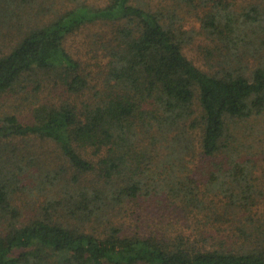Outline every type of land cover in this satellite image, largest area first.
<instances>
[{"label": "trees", "instance_id": "16d2710c", "mask_svg": "<svg viewBox=\"0 0 264 264\" xmlns=\"http://www.w3.org/2000/svg\"><path fill=\"white\" fill-rule=\"evenodd\" d=\"M73 1L38 23L39 0H0V95L40 73L89 95L0 118V264H264V145L233 133L264 118V0ZM90 25L110 26L100 85L66 47ZM193 44L203 67L185 54ZM42 191L56 196L26 218L19 198ZM144 198L203 229L106 220Z\"/></svg>", "mask_w": 264, "mask_h": 264}, {"label": "rangeland", "instance_id": "374dc122", "mask_svg": "<svg viewBox=\"0 0 264 264\" xmlns=\"http://www.w3.org/2000/svg\"><path fill=\"white\" fill-rule=\"evenodd\" d=\"M83 1L96 7L106 5L109 2V0ZM157 1L158 0H149L153 6L157 4ZM45 3H47L48 6L52 5V7L44 8ZM74 5L75 2L73 0H39V7L35 8L38 12L36 21L38 23H46ZM186 24L188 29H198L199 26L196 19L193 17L188 18ZM109 31L110 26L90 25L76 32L66 42L67 49L75 58L81 61L83 69L91 72L92 85H100L105 72L104 66L107 59L103 55L101 42L108 40ZM185 54L197 65L201 67L204 66L197 45L193 44L186 48ZM87 98H89V95L82 99L81 96L68 94L65 88L60 86L54 78L45 76L42 73L34 76L27 74L25 79L13 90L0 95V118L10 113L18 115L19 119L22 121L29 122L33 110L38 106H59L63 103L79 106L85 101L84 99ZM254 125L260 127V131H251ZM261 131H264V118L261 117L260 119L254 117L250 120L239 122L235 124L233 129L238 143L248 145L253 144L254 141H258L257 144L263 146L264 132ZM47 146L48 148L51 147L49 145ZM19 147V151L22 153V144H20ZM38 148L42 153L47 151V154L44 156L46 158L49 150L41 145H38ZM48 162L50 164H56V157L52 160L48 159ZM197 162L200 164L202 161L198 160ZM42 193L43 195L37 200L31 199V196L27 194L19 198L18 205L24 208L26 218L34 216L42 211V207L46 204L47 200L53 199V197L56 196L55 193L53 194L51 191H42ZM167 208V205L164 204L161 206L155 198H144L130 204V206L124 209L123 205L119 206L117 210L110 212L111 215L108 216L106 220L115 222L114 224L121 227L122 230L124 229L125 233L140 231L143 233L161 234L159 232L164 231V233L169 234L184 233L191 235L193 232L200 231L201 228L203 229L197 220L193 219L188 214L183 213L181 210L175 211L174 206H171L169 209ZM60 214L61 212H58L54 218L67 220L65 215Z\"/></svg>", "mask_w": 264, "mask_h": 264}]
</instances>
